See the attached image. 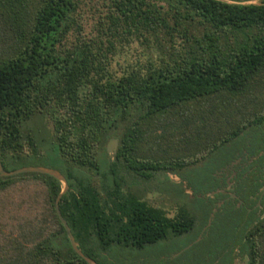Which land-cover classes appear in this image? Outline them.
Returning <instances> with one entry per match:
<instances>
[{"label":"trees","instance_id":"trees-1","mask_svg":"<svg viewBox=\"0 0 264 264\" xmlns=\"http://www.w3.org/2000/svg\"><path fill=\"white\" fill-rule=\"evenodd\" d=\"M113 136L122 167L183 170L201 195L215 190L213 172L238 150L264 152V0H0V159L7 170H61L70 185L62 214L100 264H119L121 250L199 220L185 202L178 229L165 211L149 215L123 193L118 164L106 158ZM263 161L264 153L255 163ZM100 172L108 178L99 184ZM62 188L42 173L0 176V264H89L57 213ZM197 199L206 221L214 200ZM230 204L196 247L220 231ZM238 219L211 261L241 244L247 264H264V221L247 233Z\"/></svg>","mask_w":264,"mask_h":264},{"label":"flooded vegetation","instance_id":"flooded-vegetation-1","mask_svg":"<svg viewBox=\"0 0 264 264\" xmlns=\"http://www.w3.org/2000/svg\"><path fill=\"white\" fill-rule=\"evenodd\" d=\"M112 139H115L114 141L116 143L114 155L112 156L108 151L106 153L108 160L117 162L118 164V167L113 170L116 185L120 187L123 193L139 199L140 202H144L146 204L145 213L151 215L150 211L153 208L156 210H163L167 217L176 219L178 229H185L184 216L182 213L184 212L185 202H187L192 207L193 213L199 218L195 226L186 228V232L181 233V235L161 240H172L180 237L184 238L186 236L189 238L188 243L180 248L177 253H171L168 256L162 255L160 256L161 260H171L172 264H201V255L204 254L205 262H203V264H247L248 253L243 250L241 244L236 246L231 255L227 256L223 254L213 261H211V256L208 253L213 251L210 247L204 246L203 251L197 253L196 245L208 235L216 218V213L227 202L231 203L229 205L230 209H228V211L231 212L228 213L229 222L226 224L229 227L237 223L238 218H233L235 217L233 215L234 209L243 214V218L240 220L238 219L241 224L237 226L240 229L247 227V233L260 222L264 221V161L263 164L255 163L259 159V156L264 153L263 151L258 155H250L247 148H242L243 153L238 150L235 158L213 172L216 178L219 179L218 186L215 190L208 191L206 194L201 195L197 193L194 185L185 178L183 170L178 172L166 170L157 172L153 175L151 172L141 173L122 167L121 161L118 158L121 142L120 137L113 136L109 138L108 143L111 142ZM108 143L106 144V150ZM164 174L169 175V182L167 181L168 179L165 181L163 180ZM172 175L176 178L174 179ZM93 177L100 184L108 178V174L100 172L98 174H93ZM247 178L248 181H255L261 184L258 190L249 188V182L245 181ZM166 183L167 186H164ZM203 188L206 187L204 186ZM200 196L214 200L212 213L215 208L217 209L215 215L212 216L211 213V217L206 221L201 216V207L197 199ZM226 215L227 214L224 213L223 216ZM222 223L223 222L220 223L221 228L218 227L220 231L227 228L226 225ZM157 243L142 245V247H138L134 244L135 246L131 250L143 252L145 249ZM207 244L211 245L212 243L208 241ZM188 255L190 257H188ZM142 258L143 257H140V259Z\"/></svg>","mask_w":264,"mask_h":264},{"label":"rangeland","instance_id":"rangeland-1","mask_svg":"<svg viewBox=\"0 0 264 264\" xmlns=\"http://www.w3.org/2000/svg\"><path fill=\"white\" fill-rule=\"evenodd\" d=\"M46 125L49 128H51V124L46 123ZM107 143H108V141H107ZM106 152H107V150H106ZM106 158H108L107 155H106ZM202 170H203V168H201V166H197L193 169L188 170L187 173H193L196 171L201 172ZM200 175H203V174H200ZM200 175L195 174L194 177H192V179L195 178L196 182L200 181L199 180L201 177ZM172 177H174V179L176 178L174 175H172ZM169 178L170 177L168 174H164V177H163L164 181L166 179H168L167 181L169 182ZM164 186H167V183ZM198 203H200L199 200H198ZM221 218H222L221 222H223L222 223L223 225L228 224V222H229L228 221L229 220L228 214L226 216L221 217ZM226 227H227L226 230L222 229L221 231H218L216 234H211L212 235V238L210 240V242L212 243L211 245L207 244V242H206V244H203V245L210 247L212 250H214L213 245H215L216 242H219V239L221 238L222 235L227 234L230 236V234H229V228L230 227L228 225H226ZM188 241H189V238H188V236H186L184 238L180 237L177 239L160 241L156 245L145 249L143 252H139V251L131 250V249L124 250L123 252L121 250L120 251L121 260L119 261V264H172L171 260L163 261L160 259V256H162V255L168 256L171 253H174V254L177 253V251L180 248H182L183 246H185L188 243ZM196 250H197L196 251L197 253H199V252L201 253L202 247L198 246V247H196ZM140 257H143V258L140 259ZM188 257H190V256L188 255Z\"/></svg>","mask_w":264,"mask_h":264},{"label":"water","instance_id":"water-1","mask_svg":"<svg viewBox=\"0 0 264 264\" xmlns=\"http://www.w3.org/2000/svg\"><path fill=\"white\" fill-rule=\"evenodd\" d=\"M115 139H112L111 142L108 143L107 146V151L109 154H111L112 156L114 155V150L116 148V143L114 141ZM23 173H42V174H47V175H51L55 178H57L58 180L61 181L63 188L61 190V192L58 194L57 198H56V202H55V206H56V210L57 213L59 215V218L61 220V222L63 223L67 235L72 243V246L74 248V250L83 258L85 259L89 264H100L98 263L95 259H93L92 257L86 255L83 250L79 247V243L76 240L75 235L72 232V229L68 223V221L66 220V218L64 217V215L62 214L61 208H60V201L61 198L63 197V195L69 190L70 185L68 183V180L66 178V176L61 172V170H59L58 168H54L51 166H44V165H28V166H23L14 170H7L4 167V164L2 162V160L0 159V176L8 178V177H17L20 174ZM216 208L214 209V212L212 213V216L215 215L216 212Z\"/></svg>","mask_w":264,"mask_h":264}]
</instances>
